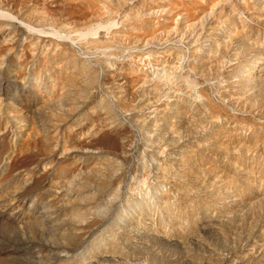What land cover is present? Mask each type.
I'll use <instances>...</instances> for the list:
<instances>
[{"label": "rangeland", "instance_id": "374dc122", "mask_svg": "<svg viewBox=\"0 0 264 264\" xmlns=\"http://www.w3.org/2000/svg\"><path fill=\"white\" fill-rule=\"evenodd\" d=\"M0 264H264V0H0Z\"/></svg>", "mask_w": 264, "mask_h": 264}, {"label": "bare ground", "instance_id": "6f19581e", "mask_svg": "<svg viewBox=\"0 0 264 264\" xmlns=\"http://www.w3.org/2000/svg\"><path fill=\"white\" fill-rule=\"evenodd\" d=\"M98 27H99V26H98ZM100 27H101V26H100ZM95 28H96V27H95ZM96 29H97V28H96ZM96 29H95V31H92V30H91V31L93 32V35H94V34H97ZM97 30H98V29H97ZM91 31H90V32H91ZM90 32H89V33H90ZM136 77H137V76H136Z\"/></svg>", "mask_w": 264, "mask_h": 264}]
</instances>
